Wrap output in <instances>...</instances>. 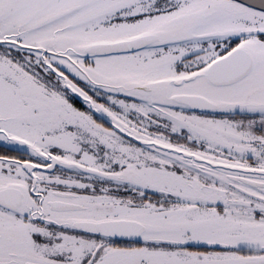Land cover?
Masks as SVG:
<instances>
[{"label":"snow or ice","instance_id":"obj_1","mask_svg":"<svg viewBox=\"0 0 264 264\" xmlns=\"http://www.w3.org/2000/svg\"><path fill=\"white\" fill-rule=\"evenodd\" d=\"M0 264H264V0H0Z\"/></svg>","mask_w":264,"mask_h":264}]
</instances>
